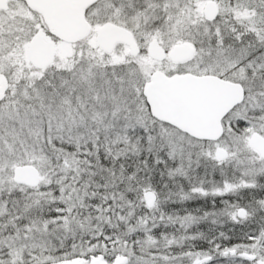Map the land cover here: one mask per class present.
<instances>
[{"label":"snow or ice","instance_id":"obj_1","mask_svg":"<svg viewBox=\"0 0 264 264\" xmlns=\"http://www.w3.org/2000/svg\"><path fill=\"white\" fill-rule=\"evenodd\" d=\"M0 264H264V0H0Z\"/></svg>","mask_w":264,"mask_h":264}]
</instances>
